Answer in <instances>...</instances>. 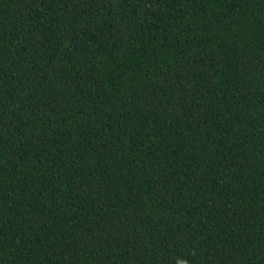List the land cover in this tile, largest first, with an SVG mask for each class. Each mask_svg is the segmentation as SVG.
<instances>
[{
    "label": "trees",
    "instance_id": "16d2710c",
    "mask_svg": "<svg viewBox=\"0 0 264 264\" xmlns=\"http://www.w3.org/2000/svg\"><path fill=\"white\" fill-rule=\"evenodd\" d=\"M0 264H264V0H0Z\"/></svg>",
    "mask_w": 264,
    "mask_h": 264
}]
</instances>
